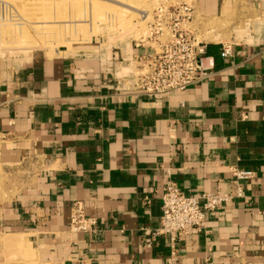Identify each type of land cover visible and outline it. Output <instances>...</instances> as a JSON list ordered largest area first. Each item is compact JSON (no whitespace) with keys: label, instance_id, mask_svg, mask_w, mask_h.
<instances>
[{"label":"crops","instance_id":"1","mask_svg":"<svg viewBox=\"0 0 264 264\" xmlns=\"http://www.w3.org/2000/svg\"><path fill=\"white\" fill-rule=\"evenodd\" d=\"M191 4L203 21L254 18L260 35L232 45L228 60L222 43L208 45L212 75L182 93L142 95L91 47L35 51L1 84V162L36 164L0 206L7 245L21 238L34 263L166 264L167 241L143 249L140 230L160 226L167 182L190 195H233L237 169L254 173L244 197L180 238L177 264H264V0ZM74 202L96 218V233L69 232Z\"/></svg>","mask_w":264,"mask_h":264},{"label":"rangeland","instance_id":"2","mask_svg":"<svg viewBox=\"0 0 264 264\" xmlns=\"http://www.w3.org/2000/svg\"><path fill=\"white\" fill-rule=\"evenodd\" d=\"M176 1L0 0V86L10 78L18 62L25 64L35 51H45L52 56L57 50L91 47L95 51L100 49L96 55L107 63L117 48L125 49L134 44L150 46L151 40L158 37L163 41L168 35L157 32L163 20L155 14L162 6L178 4ZM145 13L148 20H145ZM245 14L248 15L247 12ZM252 20L254 18L249 17L198 20L196 27L207 45H235L260 35ZM124 54L126 56L127 52ZM125 72L122 68L121 74ZM1 161L0 206L13 196L12 193H16L19 184L26 182L25 178H33L36 169L32 159L28 164H22L19 170H15L17 167H4ZM24 166L26 170H23ZM8 187H11L9 192ZM5 238L0 228V264H53L51 260L44 261L43 255L39 262L34 263L29 260L32 255H23L26 245L21 238L19 244L13 245H7ZM21 255L23 258L17 259Z\"/></svg>","mask_w":264,"mask_h":264},{"label":"built area","instance_id":"3","mask_svg":"<svg viewBox=\"0 0 264 264\" xmlns=\"http://www.w3.org/2000/svg\"><path fill=\"white\" fill-rule=\"evenodd\" d=\"M176 2L178 4L162 6L156 11L155 16L163 20L157 32L168 35L163 41L158 37L151 40L150 46L131 45L136 50H148L147 54L130 52L125 58L117 48L110 56V61H115L120 70L129 69L121 79L129 73L133 89L146 97L167 98L205 82L212 75V58L206 53L208 45L196 27L201 19L191 0ZM145 15V20H148V15ZM219 55L223 60L230 59L232 45L222 44ZM231 175L235 186L233 195H190L168 181L160 197V226L154 230H140L143 235L141 248L151 249L155 240L165 239L169 250L166 264H177L179 239L202 233L211 215L219 212L225 204L244 197L243 184L254 177L249 170L232 169ZM97 230L96 218L86 215L81 202H74L69 210V232L94 234Z\"/></svg>","mask_w":264,"mask_h":264},{"label":"trees","instance_id":"4","mask_svg":"<svg viewBox=\"0 0 264 264\" xmlns=\"http://www.w3.org/2000/svg\"><path fill=\"white\" fill-rule=\"evenodd\" d=\"M206 53H207V55H209V56H213V57H215V54H214L212 48H209V47H208Z\"/></svg>","mask_w":264,"mask_h":264},{"label":"bare ground","instance_id":"5","mask_svg":"<svg viewBox=\"0 0 264 264\" xmlns=\"http://www.w3.org/2000/svg\"><path fill=\"white\" fill-rule=\"evenodd\" d=\"M109 1H110V0H109ZM127 1H129V0H127ZM114 3H115V2H114ZM120 3H121V2H120ZM111 4H112V3H111ZM115 4H116V3H115ZM115 4H114V5H115ZM115 6H116V5H115ZM130 7H131V4H130ZM132 7H134V6H132ZM134 8H135V7H134ZM130 12H131V11H130ZM138 15H139V14H138ZM94 16H95V15H94ZM48 22H50V21H48ZM58 22H59V21H58ZM60 22H61V21H60ZM60 22H59V23H60ZM30 23H32V22H30ZM30 23H29V24H30ZM71 23H72V22H70V25H71ZM41 24H43V23H41ZM39 25H40V23H39ZM48 26H49V25H48ZM50 26H51V25H50ZM36 27H37V26H36ZM74 27H75V26H74ZM112 27H113V26H112ZM114 27H115V26H114ZM117 29H118V28H117ZM43 43H44V41H43Z\"/></svg>","mask_w":264,"mask_h":264}]
</instances>
